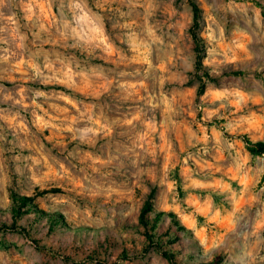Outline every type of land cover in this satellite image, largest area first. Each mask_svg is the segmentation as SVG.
I'll return each instance as SVG.
<instances>
[{
    "label": "clouds",
    "instance_id": "obj_1",
    "mask_svg": "<svg viewBox=\"0 0 264 264\" xmlns=\"http://www.w3.org/2000/svg\"><path fill=\"white\" fill-rule=\"evenodd\" d=\"M261 145L264 0H0V264H264Z\"/></svg>",
    "mask_w": 264,
    "mask_h": 264
},
{
    "label": "trees",
    "instance_id": "obj_2",
    "mask_svg": "<svg viewBox=\"0 0 264 264\" xmlns=\"http://www.w3.org/2000/svg\"><path fill=\"white\" fill-rule=\"evenodd\" d=\"M193 7H195V5ZM197 15H199V10H197ZM260 147H261V150H264V145H261Z\"/></svg>",
    "mask_w": 264,
    "mask_h": 264
}]
</instances>
